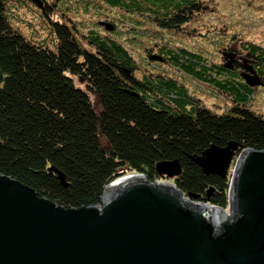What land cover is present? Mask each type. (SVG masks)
I'll list each match as a JSON object with an SVG mask.
<instances>
[{
  "label": "trees",
  "instance_id": "obj_1",
  "mask_svg": "<svg viewBox=\"0 0 264 264\" xmlns=\"http://www.w3.org/2000/svg\"><path fill=\"white\" fill-rule=\"evenodd\" d=\"M11 1L0 0V174L65 208L99 203L116 173H142L152 181L175 183L185 196H198L195 201L227 209L229 176L204 174L190 156L230 141L238 151L264 150V118L245 104L252 89L238 68L182 46H165L150 56L181 74L138 76L133 55L111 31L100 34L93 28L78 35L92 51L75 35L74 22L51 18L60 0H52L53 9L45 0H31L51 26L55 49L26 39L11 25ZM104 2L146 14L166 30L182 28L204 7L200 0ZM230 50L224 54H233ZM243 51L264 85V46L249 42ZM197 82L232 96L234 104L222 113L206 108L185 87ZM102 138L112 153L103 150ZM173 159L181 173L174 179L159 176L155 164Z\"/></svg>",
  "mask_w": 264,
  "mask_h": 264
},
{
  "label": "water",
  "instance_id": "obj_2",
  "mask_svg": "<svg viewBox=\"0 0 264 264\" xmlns=\"http://www.w3.org/2000/svg\"><path fill=\"white\" fill-rule=\"evenodd\" d=\"M238 148L190 156L204 174L229 175L227 209L142 173H116L99 203L65 208L0 174V264H264V150ZM155 170L174 179L181 166L161 160Z\"/></svg>",
  "mask_w": 264,
  "mask_h": 264
},
{
  "label": "rangeland",
  "instance_id": "obj_3",
  "mask_svg": "<svg viewBox=\"0 0 264 264\" xmlns=\"http://www.w3.org/2000/svg\"><path fill=\"white\" fill-rule=\"evenodd\" d=\"M45 1L52 9L55 7L52 0ZM200 1L204 7L176 30L162 29L146 14L119 11L104 0H60L56 5L58 10L51 14V18L67 24L74 22L78 29L75 35L84 48L92 51L94 47L78 35H86L93 28L100 34L111 31L112 36L133 55L140 69L138 76L160 72L179 76L181 72L150 55L159 52V47L182 46L202 54L213 63L232 65L243 77L252 78V61L247 60L243 45L250 42L264 46V0ZM11 3L8 6L11 25L26 39L55 49V35L36 2L12 0ZM104 22L112 23L114 30H108ZM228 49H232L233 58L224 54ZM236 63L243 67H237ZM256 81L247 83L252 90L245 104L264 118V85L258 79ZM185 87L201 105L213 112L222 113L234 104L232 96L208 83H186ZM100 141L104 148L108 147L105 139ZM232 168L233 165L230 170Z\"/></svg>",
  "mask_w": 264,
  "mask_h": 264
}]
</instances>
